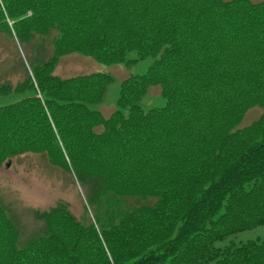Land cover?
<instances>
[{"label": "trees", "instance_id": "trees-1", "mask_svg": "<svg viewBox=\"0 0 264 264\" xmlns=\"http://www.w3.org/2000/svg\"><path fill=\"white\" fill-rule=\"evenodd\" d=\"M0 25L23 41L57 31L53 54L32 67L35 94L0 107V162L48 151L70 170L67 154L83 174L105 173L115 196L137 198L123 210L113 196L98 228L57 206L23 248L0 204V264H264V238L217 244L264 225V0H0ZM73 53L153 61L123 79L105 118L110 74H54ZM153 86L165 103L145 108ZM255 106L262 116L236 130ZM108 145L118 155L104 163Z\"/></svg>", "mask_w": 264, "mask_h": 264}, {"label": "rangeland", "instance_id": "rangeland-1", "mask_svg": "<svg viewBox=\"0 0 264 264\" xmlns=\"http://www.w3.org/2000/svg\"><path fill=\"white\" fill-rule=\"evenodd\" d=\"M252 1L256 3L261 0ZM10 24L12 25V22ZM56 35L57 31H53L47 37L35 34L30 40L23 41L19 40L14 32L10 34L7 29L0 25V107H6L15 101L35 94L38 87L37 79L32 75V67L38 61H45L53 54L52 36ZM134 55L135 53H132V56ZM152 61L153 58L148 57L131 67L122 64L106 65L89 56L73 53L59 59L54 74L62 78L95 71L110 74L113 81L108 86L106 99L100 106V111L105 118H111L123 79L130 74L145 73ZM28 80L31 81L27 82ZM18 88L21 90L17 93L15 91ZM151 88L147 96L149 102L143 105L145 108L165 103V99L161 94H158L160 86ZM262 114L263 109L259 106L249 109L236 130L249 127ZM105 130L108 131L105 123L96 125L92 129L95 134H102ZM77 147L86 148L85 143H79ZM77 147L73 146V149L76 150L78 156H81V163L84 165L83 154ZM103 151L105 154L100 155V158L104 163L118 155L110 145L104 146ZM13 153H11L12 155L8 154L0 162V204L18 230L17 245L19 248L25 247L34 237L47 233L48 225L43 216L52 213V210L57 206L66 208L68 214L75 218L79 227L80 222H83L87 227L92 226L93 222L98 228L97 216L104 212L103 204L109 206L113 196L121 202L119 206L123 210L132 209L136 205L137 198L134 195L115 196V191L107 187L105 173L98 171L91 174L87 170L86 175L83 174V168L77 163L72 165L66 151L67 160L71 164L70 170L54 161L56 158H52L48 151H15ZM126 156L127 154L120 157L125 164H121L118 173L124 170V166L127 167ZM106 167L109 170L114 168L111 165ZM84 176L89 179L88 183ZM109 184L111 185V180ZM153 201L154 199H149V202ZM78 226L73 228V237L78 234ZM257 238H264V225L237 232L217 244L241 243ZM54 240L59 241L61 239L55 237ZM86 246L87 244L83 245L85 248Z\"/></svg>", "mask_w": 264, "mask_h": 264}]
</instances>
